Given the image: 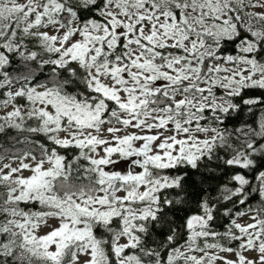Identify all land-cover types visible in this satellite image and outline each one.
<instances>
[{"label": "snow or ice", "instance_id": "obj_1", "mask_svg": "<svg viewBox=\"0 0 264 264\" xmlns=\"http://www.w3.org/2000/svg\"><path fill=\"white\" fill-rule=\"evenodd\" d=\"M0 264H264V0H0Z\"/></svg>", "mask_w": 264, "mask_h": 264}]
</instances>
